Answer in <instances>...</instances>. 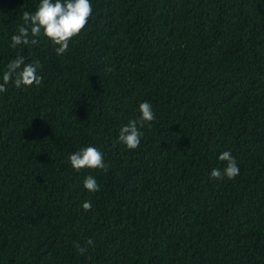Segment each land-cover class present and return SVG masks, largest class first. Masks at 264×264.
<instances>
[{
	"label": "trees",
	"instance_id": "obj_1",
	"mask_svg": "<svg viewBox=\"0 0 264 264\" xmlns=\"http://www.w3.org/2000/svg\"><path fill=\"white\" fill-rule=\"evenodd\" d=\"M39 2L0 0V82L18 54L43 77L0 93V264H264V0H90L62 56L43 35L11 47ZM86 146L107 172L72 168ZM223 151L234 179L210 177Z\"/></svg>",
	"mask_w": 264,
	"mask_h": 264
},
{
	"label": "clouds",
	"instance_id": "obj_2",
	"mask_svg": "<svg viewBox=\"0 0 264 264\" xmlns=\"http://www.w3.org/2000/svg\"><path fill=\"white\" fill-rule=\"evenodd\" d=\"M93 13L90 0H40L34 12L24 11L22 15L23 23L19 25L17 32L11 36V47L18 45L37 46L41 35L47 37L55 48L58 56L64 55L72 43L85 26L88 24ZM42 68L39 60L27 62L25 57L17 55L10 60L6 69L2 73L0 82V93L7 92V85L14 83L17 88L30 87L34 84L39 86L43 82V77L39 74ZM111 71V69H106ZM140 116L132 119L128 124L119 130L118 140L127 149H138L144 133L141 129L145 124H149L156 119V113L152 104L148 101L139 104ZM219 160L226 161V167L213 168L210 177L223 180L224 178L234 179L240 173V168L236 158L230 151H223L219 155ZM68 159L73 169L80 171L85 168L100 169L108 171L109 165L105 163L104 153L95 146H86L69 154ZM84 188L89 192H98L100 184L96 177L88 175L83 181ZM83 209L90 211L92 203L84 201ZM94 246V241L89 238L81 245L75 243L77 251L83 255L88 251V246Z\"/></svg>",
	"mask_w": 264,
	"mask_h": 264
}]
</instances>
